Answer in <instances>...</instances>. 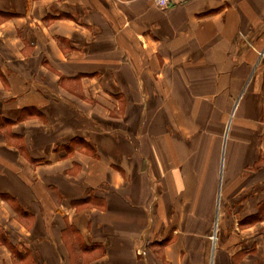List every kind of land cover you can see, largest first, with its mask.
<instances>
[{
  "label": "crops",
  "instance_id": "obj_1",
  "mask_svg": "<svg viewBox=\"0 0 264 264\" xmlns=\"http://www.w3.org/2000/svg\"><path fill=\"white\" fill-rule=\"evenodd\" d=\"M0 264H264V0H0Z\"/></svg>",
  "mask_w": 264,
  "mask_h": 264
},
{
  "label": "built area",
  "instance_id": "obj_2",
  "mask_svg": "<svg viewBox=\"0 0 264 264\" xmlns=\"http://www.w3.org/2000/svg\"><path fill=\"white\" fill-rule=\"evenodd\" d=\"M154 5L160 9H166L170 6L180 4L185 2L186 0H152Z\"/></svg>",
  "mask_w": 264,
  "mask_h": 264
}]
</instances>
